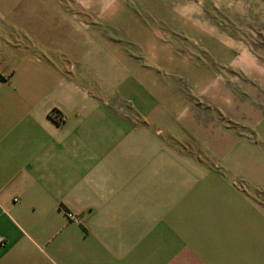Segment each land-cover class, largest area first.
Segmentation results:
<instances>
[{
  "label": "crops",
  "instance_id": "obj_1",
  "mask_svg": "<svg viewBox=\"0 0 264 264\" xmlns=\"http://www.w3.org/2000/svg\"><path fill=\"white\" fill-rule=\"evenodd\" d=\"M146 103L137 125L102 104L99 28L58 0H0V264H264V150L188 116L204 149L188 153Z\"/></svg>",
  "mask_w": 264,
  "mask_h": 264
},
{
  "label": "rangeland",
  "instance_id": "obj_2",
  "mask_svg": "<svg viewBox=\"0 0 264 264\" xmlns=\"http://www.w3.org/2000/svg\"><path fill=\"white\" fill-rule=\"evenodd\" d=\"M58 1L102 32L103 105L115 112L118 103L137 125L142 118L133 102L155 98L172 115L170 136L156 127L160 135L200 157L204 149L186 128L188 116L264 150V0ZM143 84L150 100L136 92ZM50 116L65 120L56 109ZM173 126L190 138L179 139ZM253 194L264 201L262 190Z\"/></svg>",
  "mask_w": 264,
  "mask_h": 264
},
{
  "label": "built area",
  "instance_id": "obj_3",
  "mask_svg": "<svg viewBox=\"0 0 264 264\" xmlns=\"http://www.w3.org/2000/svg\"><path fill=\"white\" fill-rule=\"evenodd\" d=\"M67 215H68L69 218H73V219H75L77 221L80 220V216L78 214L72 212V211H67Z\"/></svg>",
  "mask_w": 264,
  "mask_h": 264
}]
</instances>
